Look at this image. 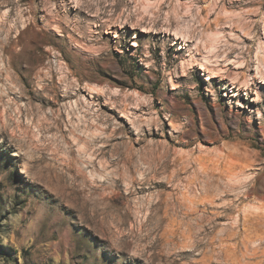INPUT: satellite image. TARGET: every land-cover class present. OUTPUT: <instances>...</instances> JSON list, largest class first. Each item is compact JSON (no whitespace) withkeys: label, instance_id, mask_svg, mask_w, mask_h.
Here are the masks:
<instances>
[{"label":"rangeland","instance_id":"rangeland-1","mask_svg":"<svg viewBox=\"0 0 264 264\" xmlns=\"http://www.w3.org/2000/svg\"><path fill=\"white\" fill-rule=\"evenodd\" d=\"M0 264H264V0H0Z\"/></svg>","mask_w":264,"mask_h":264},{"label":"bare ground","instance_id":"bare-ground-1","mask_svg":"<svg viewBox=\"0 0 264 264\" xmlns=\"http://www.w3.org/2000/svg\"><path fill=\"white\" fill-rule=\"evenodd\" d=\"M79 3H80V2H79ZM77 4H78V3H77ZM1 6H2V5H1ZM78 7H80V5H77V8H78ZM79 12H80V11H79ZM6 16H7V15H6ZM2 22H3V21H2ZM6 23L8 24L7 19L4 20V22H3V27H6ZM10 28H11V27H10ZM5 29H6V28H5ZM27 29L30 30L31 27L28 26V27L24 28V30L20 31L19 38H20L22 35H24L25 33H27ZM9 30H10V29H9ZM3 31H4V30H3ZM5 31H6V30H5ZM5 31H4V32H5ZM7 32H8V30H7ZM9 32H10V31H9ZM24 32H25V33H24ZM23 33H24V34H23ZM7 34H9V33H7ZM9 36H10V35H9ZM9 36H8V37H9ZM8 37H7V38H8ZM184 38H186V37H184ZM9 39H10V38H9ZM6 40H7V39H6ZM187 41H189V40H187ZM33 42H34V46H36V44H35V40H34ZM9 43H10V41L8 40L7 45H6L5 48H8V47H9V46H8ZM36 47H37V46H36ZM38 47H39V46H38ZM262 60H263V59H262ZM260 72H261V71H260ZM53 88H54V87H53ZM70 94H71V92L67 90V91H66V95H70ZM118 130H120V128H117L116 130H114L113 133H116ZM112 139H117V137L112 136ZM100 150L103 152L104 149L101 148ZM119 161H120V160H119ZM115 162H116V161H115ZM254 253H255V252H254Z\"/></svg>","mask_w":264,"mask_h":264}]
</instances>
